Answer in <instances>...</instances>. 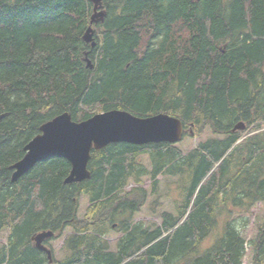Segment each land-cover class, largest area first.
<instances>
[{
    "label": "trees",
    "instance_id": "obj_1",
    "mask_svg": "<svg viewBox=\"0 0 264 264\" xmlns=\"http://www.w3.org/2000/svg\"><path fill=\"white\" fill-rule=\"evenodd\" d=\"M102 4L91 47L82 38L89 0H0V234L9 232L0 264H47L30 236L51 230L49 241L68 227L55 264H242L235 215L264 202V0ZM110 109L164 112L185 132L209 127L216 136L186 154L168 142L110 143L91 149L90 176L80 182L64 183L71 166L60 156L11 181L10 166L45 121L67 112L79 122ZM239 121L244 130H233ZM159 174L178 177L176 212L131 225L148 195L143 179L154 195ZM218 225L220 235L201 248ZM113 230L123 234L112 247ZM247 245L250 264H264V215Z\"/></svg>",
    "mask_w": 264,
    "mask_h": 264
},
{
    "label": "water",
    "instance_id": "obj_2",
    "mask_svg": "<svg viewBox=\"0 0 264 264\" xmlns=\"http://www.w3.org/2000/svg\"><path fill=\"white\" fill-rule=\"evenodd\" d=\"M89 1L93 4L90 23H97L104 16L102 0ZM92 34V30L87 28L82 38L94 46ZM3 116L0 114V119ZM244 128V122L239 121L233 130ZM40 131L24 146L23 157L11 165V181H16L37 162L52 156L64 157L71 164L64 183L82 181L89 176L87 163L91 148L98 149L112 142L175 144L183 136V123L178 117L164 112L139 117L126 110L110 109L79 122L74 121L69 113L63 112L42 124ZM51 234L50 231H40L32 237L34 245L46 250L49 258L50 252L42 242Z\"/></svg>",
    "mask_w": 264,
    "mask_h": 264
},
{
    "label": "rangeland",
    "instance_id": "obj_3",
    "mask_svg": "<svg viewBox=\"0 0 264 264\" xmlns=\"http://www.w3.org/2000/svg\"><path fill=\"white\" fill-rule=\"evenodd\" d=\"M189 131L190 130L187 129L182 140L174 144L182 154H186L188 151L196 147L199 142H202L208 138L216 136L209 127H206L198 135H195L193 131L190 132ZM140 161L144 164V166L150 168V161L147 155H142ZM157 178H158V193L154 195L150 193L151 181L147 177L143 179L142 185L144 188H146L148 195L141 210L139 212L134 213L131 217H129V219L128 217L125 218L131 222V225H133L136 222H142L144 223L145 226L160 224L161 222L160 213L176 212L175 204L179 198V192L177 189L178 177L169 176L166 174H159ZM132 186H134V183L129 182L125 186L124 190L128 191ZM153 202L157 203L154 211L151 210V206H153ZM87 205H88L87 196L82 194L79 198L78 217L80 218L82 217ZM263 215H264V202H257L249 209L248 212L240 211L237 212V214L235 215L237 226L240 228L241 234L245 239V250H244V256L242 258V264L251 263L252 249L249 245H247V242L255 236L256 225L258 224V222L262 221ZM246 218H248V220ZM245 219L247 220V222L246 225H243ZM222 221H224V218H222ZM71 232L72 229L68 227L62 232V235L59 238L50 239L48 241V244L52 248L54 256L57 260L62 259L63 252L61 250L62 248L61 246L63 244V240L65 239V237L69 235ZM221 232H222V228L220 225H218L215 231L213 232V234L206 237L202 241L201 248H206L210 246L215 241L216 237L220 235ZM8 234L9 232L7 230H4L0 234V246L6 243ZM122 234L123 232L113 230L107 234L106 238L108 239L110 245L113 247L114 243L117 241L118 238L122 236Z\"/></svg>",
    "mask_w": 264,
    "mask_h": 264
},
{
    "label": "bare ground",
    "instance_id": "obj_4",
    "mask_svg": "<svg viewBox=\"0 0 264 264\" xmlns=\"http://www.w3.org/2000/svg\"><path fill=\"white\" fill-rule=\"evenodd\" d=\"M192 1H198V0H192ZM92 5H93V4H92ZM102 7H103V4H102ZM103 10H104V7H103ZM92 13H93V7H92ZM104 13H105V10H104ZM91 15H92V14H91ZM91 15H90V16H91ZM102 19H103V18H102ZM100 21H102V20H100ZM100 21H98V22H100ZM98 22H97V23H98ZM89 23H90V22H89ZM92 24H96V23H95V22L90 23V25H89L87 28H90V29L92 30V32H93V34H92V38H93V40H94V42H95V39H94V33H95V31H94V28L92 27ZM87 28H86V29H87ZM86 29H85V31H86ZM85 31H84V32H85ZM83 34H84V33H83ZM86 43H88V44L91 46L90 42H86ZM94 45H95V44H94ZM91 47H93V46H91ZM85 62H86V66H87V67H90V68L92 67V63H91V61L89 60L88 57L85 58ZM2 114H3V113H2ZM149 116H150V115H149ZM54 117H55V116H54ZM54 117H53V118H54ZM51 119H52V118H51ZM51 119H49V120H51ZM0 120H1V119H0ZM49 120H47V121H49ZM47 121H45V122H47ZM45 122H44V123H45ZM44 123H43V124H44ZM40 132H41V131H40V127H39V133H40ZM39 133H37L36 135H38ZM36 135H35V136H36ZM35 136H34V137H35ZM31 139H32V138H31ZM31 139H30V140H31ZM30 140H29V141H30ZM29 141H28V142H29ZM28 142H27V143H28ZM112 143H116V142H112ZM108 144H110V143H108ZM108 144H107V145H108ZM137 145H141V144H137ZM105 146H106V145H105ZM105 146H102V147H105ZM102 147H101V148H102ZM23 149H24V148H23ZM91 149H96V148H91ZM98 149H100V148H98ZM24 151H25V150H24ZM90 152H91V150H90ZM24 154H25V153H24ZM22 157H23V156H22ZM22 157H21V158H22ZM52 157H53V156H52ZM21 158H20V159H21ZM48 158H49V157H48ZM63 158H64V157H63ZM20 159H19V160H20ZM65 159H66V158H65ZM89 159H90V158H89ZM66 160H67V159H66ZM17 161H18V160H17ZM17 161H16V162H17ZM88 161H89V160H88ZM14 163H15V162H14ZM14 163H13V164H14ZM87 164H88V163H87ZM70 166H71V164H70ZM10 168H11V166H10ZM70 169H71V167H70ZM12 170H13V169H12ZM12 172H13V171H12ZM26 172H27V171H26ZM69 172H70V171H69ZM23 174H24V173H23ZM68 174H69V173H68ZM11 176H12V175H11ZM67 176H68V175H67ZM89 176H90V172H89ZM89 176H88V177H89ZM65 178H66V177H65ZM86 179H87V178H86ZM83 180H84V179H83ZM78 182H80V181H78ZM41 231H50V232H52L51 236L53 235V231H51V230H45V229H44V230H41ZM38 232H40V231H38ZM36 233H37V232H36ZM33 235H34V234H32V235L30 236V238H31V242H32V244L34 245V243H33V239H32ZM51 236H50V237H51ZM50 237H48V238H50ZM48 238H46V239H48ZM43 241H44V240H43ZM42 244H43V243H42ZM34 246H35V245H34ZM45 247H46V246H45ZM38 249H39V248H38ZM46 249H47V247H46ZM40 250H41V249H40ZM48 250H49V249H48ZM43 251H46V250H43ZM46 252H47V251H46ZM49 252H50V250H49ZM50 257H51V254H50ZM47 259H48L47 264H55V263H53L52 259L48 257V253H47Z\"/></svg>",
    "mask_w": 264,
    "mask_h": 264
},
{
    "label": "flooded vegetation",
    "instance_id": "obj_5",
    "mask_svg": "<svg viewBox=\"0 0 264 264\" xmlns=\"http://www.w3.org/2000/svg\"><path fill=\"white\" fill-rule=\"evenodd\" d=\"M42 243H43L44 246H46V247L50 250L51 259H52V261H53V260H54V253H53L52 248H51V247L49 246V244H48V239H45ZM30 244H31V246L34 247L35 249L39 250V251L44 255L43 257L46 259V262H48V259H47V252H46V251H43V250H40V249H38L36 246H34V245L32 244V242H31V238H30ZM62 246H63V244H62Z\"/></svg>",
    "mask_w": 264,
    "mask_h": 264
}]
</instances>
